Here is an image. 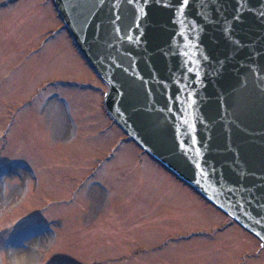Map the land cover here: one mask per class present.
Masks as SVG:
<instances>
[{"label":"rangeland","instance_id":"obj_1","mask_svg":"<svg viewBox=\"0 0 264 264\" xmlns=\"http://www.w3.org/2000/svg\"><path fill=\"white\" fill-rule=\"evenodd\" d=\"M52 0H0V264H264L128 140Z\"/></svg>","mask_w":264,"mask_h":264},{"label":"water","instance_id":"obj_2","mask_svg":"<svg viewBox=\"0 0 264 264\" xmlns=\"http://www.w3.org/2000/svg\"><path fill=\"white\" fill-rule=\"evenodd\" d=\"M52 1L125 134L264 243V0Z\"/></svg>","mask_w":264,"mask_h":264},{"label":"snow or ice","instance_id":"obj_3","mask_svg":"<svg viewBox=\"0 0 264 264\" xmlns=\"http://www.w3.org/2000/svg\"><path fill=\"white\" fill-rule=\"evenodd\" d=\"M130 2H131V0H130ZM225 31H226V33H228L230 35V32L227 28L225 29ZM237 46H239V45H237ZM249 71L253 75V82H254L255 86L260 90H264V70L250 68Z\"/></svg>","mask_w":264,"mask_h":264}]
</instances>
